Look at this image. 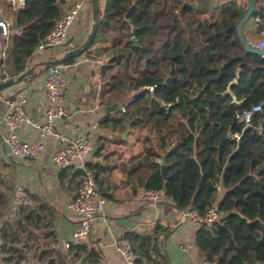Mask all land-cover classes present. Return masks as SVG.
<instances>
[{
    "label": "trees",
    "instance_id": "16d2710c",
    "mask_svg": "<svg viewBox=\"0 0 264 264\" xmlns=\"http://www.w3.org/2000/svg\"><path fill=\"white\" fill-rule=\"evenodd\" d=\"M255 2L252 18L264 19V0ZM170 3L179 7L177 12ZM247 7V0H105L93 42L83 53L104 59L100 106H124V111L106 113L99 126L118 134L128 130L142 145L122 165L130 183L162 190L179 213L194 210L203 216L216 205L219 220L195 235L200 257L215 264L264 263V59L244 51L237 38L236 25ZM65 8L66 0H27L15 13L13 28L20 33L9 39L6 72L11 77L27 71ZM162 103L172 106L166 111ZM257 104L261 111L244 126L237 115ZM229 132L239 141L231 140ZM112 143L125 144L121 138ZM102 150L96 148L94 156ZM86 167L100 191L106 190L101 175L111 165L90 161ZM73 175L78 187L83 173L74 170ZM49 224L42 210L24 205L21 216L2 230V264H28L32 249V257L46 264L93 257L82 245L64 259L41 247V239L54 241L53 233L45 231ZM170 231L156 225L149 235L126 233L136 264H169L159 235L166 238Z\"/></svg>",
    "mask_w": 264,
    "mask_h": 264
},
{
    "label": "crops",
    "instance_id": "0c3cea01",
    "mask_svg": "<svg viewBox=\"0 0 264 264\" xmlns=\"http://www.w3.org/2000/svg\"><path fill=\"white\" fill-rule=\"evenodd\" d=\"M104 3L105 0H99L100 8ZM74 4H78L80 8L63 46L44 52L46 56L41 60L32 59L27 67V70H32V74L22 82L8 86L0 92V197L2 195L6 203V208L0 210V221L6 216L15 190L18 187L24 188L30 197L31 208L42 210L50 221L45 231L54 235L52 243L49 239H41L39 242L43 246L52 248L55 257L63 259L65 256L61 245L71 237L75 227V218L68 210V204L77 189L78 179L73 175L76 169L72 166L61 174L62 171L52 164L51 153L54 143L51 140L45 141L44 150L37 159L24 161L10 159L2 141L8 134L2 117L8 110L6 102L17 101L18 93L26 90L27 101L21 106L22 112L33 121H42L47 108V97L43 89L46 72L38 74L41 70L39 63L62 57L64 53L82 43L90 30L91 3L89 0H66L67 8ZM243 34L254 37L258 35L251 23L244 26ZM2 46L4 45L0 43V48ZM102 65H104L103 58L93 55L88 57L84 54L76 57L73 63L63 65L64 74L69 77L71 83L66 97L65 115L58 121V128L70 135L85 132L94 149L88 162L108 164L111 168L101 175L105 179L106 189L101 191L102 196L107 194L104 214L93 220L89 240L82 244L87 252H93V257L79 256L72 261L66 258L62 264H124L115 249V240L126 233L149 235L156 225L171 230L166 238L159 235V242L169 264H203L204 260L198 254L195 245L197 232L195 225L184 220L182 213L175 210L168 199L157 204L144 201L143 190L131 184L123 170V163H128L129 159L139 152L136 151L139 144L134 135L128 130L118 134L99 126V122L106 115L104 107L99 104V73ZM6 74L7 80L16 78L11 77L7 72ZM18 135L26 142L39 140L38 131L28 124L20 128ZM119 138L125 144L114 145L112 142ZM98 147H103V150L101 156L96 157L94 151ZM112 150H116L115 155H107ZM96 159H101V162H95ZM157 236L158 234L155 237ZM31 263L46 264L41 261Z\"/></svg>",
    "mask_w": 264,
    "mask_h": 264
},
{
    "label": "built area",
    "instance_id": "2783aa9c",
    "mask_svg": "<svg viewBox=\"0 0 264 264\" xmlns=\"http://www.w3.org/2000/svg\"><path fill=\"white\" fill-rule=\"evenodd\" d=\"M27 0H0V43L4 46L0 48V75L6 74L7 48L10 36L19 34L18 29L13 28L15 13L25 6ZM80 6L74 4L65 8L64 14L55 21L50 32L40 41L35 54H41L61 48L66 41L70 26L78 15ZM248 23H251L257 37L253 35H244L245 43L252 49L264 51V19L259 16L253 17ZM264 59V52L260 55ZM70 79L64 74L63 65L53 66L46 71L43 81V89L47 97V108L43 119L40 122L33 121L25 116L21 106L27 101V91L22 90L17 95V101L6 102L7 112L3 115V122L7 128L2 141L7 156L15 161H24L27 159H37L45 147V141L51 140L54 148L51 153V162L59 170L69 167H75L83 173V181L77 187L73 199L68 204V210L75 218V227L71 237L61 245L64 256H67L72 247L80 246L87 242L90 237L92 222L95 218L103 216L105 211V198L100 194L99 186L94 180V176L87 169L86 163L93 153V146L85 132L75 135L67 134L58 128V121L65 115L66 97L70 87ZM149 91L152 87H147ZM167 111L172 103H162ZM124 111V106L119 107ZM261 104L252 106L249 110L237 115V118L244 126L251 125L254 114L260 112ZM28 124L35 128L39 134V140L35 142H26L19 138L20 128ZM257 134L261 135L258 130ZM228 137L236 142L239 141L238 134L228 133ZM220 190V187H217ZM142 198L144 201L157 204L165 199L162 190H143ZM31 200L24 188L18 187L9 204L4 221L0 223V264H2L4 240L2 230L6 229L8 224L21 216V210L24 205H30ZM219 213L216 205L209 208L201 216L196 211H184L182 218L192 222L197 229L209 228L219 220ZM114 246L124 264H136L135 253L130 241L123 235L118 237ZM203 264H215L204 261Z\"/></svg>",
    "mask_w": 264,
    "mask_h": 264
},
{
    "label": "water",
    "instance_id": "95a60500",
    "mask_svg": "<svg viewBox=\"0 0 264 264\" xmlns=\"http://www.w3.org/2000/svg\"><path fill=\"white\" fill-rule=\"evenodd\" d=\"M247 3H248L247 11L245 12L244 16L240 19V21L236 25L237 38H238V41H239V43H240V45L244 51L251 53V54L260 55L264 51H259V50H255V49L250 48L245 43V40H244L243 28L246 24H248V22L252 18V14L255 10V5H256L255 0H247ZM98 13H99V0H91V26H90V30H89L85 40L78 47L71 49V50L67 51L66 53H64L62 55V57H60V58L52 59V60L45 61V62H40L39 66L43 69L44 72H46L49 68H51L53 66L64 65V63L68 59L76 58V57L82 55L89 48V46L93 42V39H94V36L96 33V29L98 26ZM132 40L134 43H136L135 39H132ZM30 74H32L31 69L27 70L25 73L21 74L20 76L16 77L15 79H9V80H6L4 82H1L0 83V92L3 89L7 88L8 86L22 82ZM119 107H120V103L116 102V103H113L111 105L104 107V111H105V113H111V112L118 110ZM123 138L124 139L126 138V132L123 134ZM95 162H101V159H96ZM160 164H161L162 176H163V178H166L165 173H164V170H165V159H164V157H162ZM100 194L102 195L103 192L100 191Z\"/></svg>",
    "mask_w": 264,
    "mask_h": 264
},
{
    "label": "rangeland",
    "instance_id": "374dc122",
    "mask_svg": "<svg viewBox=\"0 0 264 264\" xmlns=\"http://www.w3.org/2000/svg\"><path fill=\"white\" fill-rule=\"evenodd\" d=\"M173 5V6H176L175 4H173V3H170L169 5ZM216 4H218V2L216 3ZM177 9H179V7L177 8V6H176V11L175 12H177ZM43 56H46L45 55V53L43 54V53H41V55H36L35 57H33V60H35V61H37V60H41V59H43ZM69 78V77H68ZM135 137V139L137 138V136L135 135L134 136ZM139 137V136H138ZM142 137V135L140 136V138ZM141 148H142V145H141V143L139 144V146H138V149L136 150V151H140L141 150ZM1 202L3 203V204H0V210L1 209H3V208H6L5 207V201H4V199H2V195H1ZM38 244L42 247V243H40V242H38ZM34 255V249H32L30 252H29V254H28V262L29 263H31V262H35L36 260H35V258H33L32 256Z\"/></svg>",
    "mask_w": 264,
    "mask_h": 264
}]
</instances>
